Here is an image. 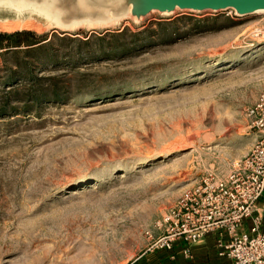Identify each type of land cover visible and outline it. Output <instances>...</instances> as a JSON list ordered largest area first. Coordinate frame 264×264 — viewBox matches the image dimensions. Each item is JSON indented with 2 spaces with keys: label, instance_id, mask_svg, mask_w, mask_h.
<instances>
[{
  "label": "rangeland",
  "instance_id": "374dc122",
  "mask_svg": "<svg viewBox=\"0 0 264 264\" xmlns=\"http://www.w3.org/2000/svg\"><path fill=\"white\" fill-rule=\"evenodd\" d=\"M33 18L0 21L51 42L33 57H0V107L16 64L56 76L67 93L0 114V264H129L187 189L254 145L245 109L264 89V12L155 11L68 30ZM123 30L119 57L82 56L78 39L97 48L95 38Z\"/></svg>",
  "mask_w": 264,
  "mask_h": 264
},
{
  "label": "built area",
  "instance_id": "2783aa9c",
  "mask_svg": "<svg viewBox=\"0 0 264 264\" xmlns=\"http://www.w3.org/2000/svg\"><path fill=\"white\" fill-rule=\"evenodd\" d=\"M245 115L257 136L252 148L228 168L208 170L187 189L156 222L160 234L147 232L151 243L146 251H170L177 241L198 243L220 230L229 236V241L218 243L220 255L232 264H264V232L260 216L254 215L264 196V89ZM248 219L252 227L241 230ZM183 253L189 257L190 249Z\"/></svg>",
  "mask_w": 264,
  "mask_h": 264
},
{
  "label": "trees",
  "instance_id": "16d2710c",
  "mask_svg": "<svg viewBox=\"0 0 264 264\" xmlns=\"http://www.w3.org/2000/svg\"><path fill=\"white\" fill-rule=\"evenodd\" d=\"M126 33L127 30H123L95 38V43H99L97 48L91 46V41L93 40L90 38L84 40L78 39L77 41L81 43V47L85 48L83 50L84 55L82 56L87 60L115 59L128 47L127 44L119 43V39L126 35ZM107 37H109L108 40H111H105ZM49 45H51L50 39L44 33L39 34L29 29H17L10 32L0 31V57L3 59L7 56H17L20 54L31 55L33 57L47 49ZM15 66L17 67L15 70L11 68L7 69L8 78L6 82H9L7 86L10 89L6 92L7 100L4 106L0 107L1 116L16 115L20 112L27 113L42 103L47 102V100H60L67 93V89L63 90L61 86L57 85L56 76H39L31 70L34 68L25 67L22 69L19 64ZM39 68L42 67H36L37 70ZM13 78L22 79L27 85L18 86V83H12ZM16 96H22V98L26 99L22 107L12 105L13 102L11 103V100Z\"/></svg>",
  "mask_w": 264,
  "mask_h": 264
},
{
  "label": "water",
  "instance_id": "95a60500",
  "mask_svg": "<svg viewBox=\"0 0 264 264\" xmlns=\"http://www.w3.org/2000/svg\"><path fill=\"white\" fill-rule=\"evenodd\" d=\"M80 3L82 11L77 6ZM5 8L6 4H1ZM57 8L49 9L47 18L51 24L62 30H68L82 25L107 26L118 23L124 18L130 17L134 21H140L152 12L173 14L178 9L191 11H220L234 9L237 15L244 16L264 11V0H59ZM61 10L71 12L78 11L77 19L62 18Z\"/></svg>",
  "mask_w": 264,
  "mask_h": 264
},
{
  "label": "crops",
  "instance_id": "0c3cea01",
  "mask_svg": "<svg viewBox=\"0 0 264 264\" xmlns=\"http://www.w3.org/2000/svg\"><path fill=\"white\" fill-rule=\"evenodd\" d=\"M255 216H260V230L264 232V196L257 204ZM252 219L244 222L241 230L248 231L252 227ZM229 241V236L220 231H211L198 243L177 241L172 250L145 251L136 258L133 264H232V260L219 254L218 243ZM190 249V256L184 255L185 249Z\"/></svg>",
  "mask_w": 264,
  "mask_h": 264
},
{
  "label": "bare ground",
  "instance_id": "6f19581e",
  "mask_svg": "<svg viewBox=\"0 0 264 264\" xmlns=\"http://www.w3.org/2000/svg\"><path fill=\"white\" fill-rule=\"evenodd\" d=\"M58 2L59 0H0V15H4L3 17H0V21L4 25H8L7 27L12 26L13 28L33 23V17L41 18L51 24L47 18L55 19L56 15H53L52 17L49 9L52 10L53 8H57L56 6L58 5ZM1 4H6L9 7L6 6L5 8L7 9H2L1 7L3 6ZM79 5L80 3H77L78 8L80 9L79 11H82V8ZM262 12L264 11H258L256 13ZM77 13L78 11L75 10H71V12L67 13L66 11L64 12L61 10L62 18L66 16L65 18L69 17L77 19Z\"/></svg>",
  "mask_w": 264,
  "mask_h": 264
}]
</instances>
